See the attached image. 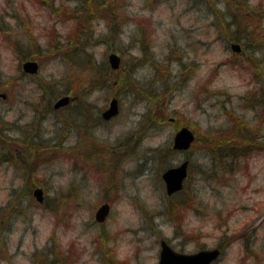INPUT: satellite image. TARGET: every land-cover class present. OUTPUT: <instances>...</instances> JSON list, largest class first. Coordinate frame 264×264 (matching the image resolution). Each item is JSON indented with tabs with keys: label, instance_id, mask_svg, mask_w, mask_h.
Returning <instances> with one entry per match:
<instances>
[{
	"label": "rangeland",
	"instance_id": "rangeland-1",
	"mask_svg": "<svg viewBox=\"0 0 264 264\" xmlns=\"http://www.w3.org/2000/svg\"><path fill=\"white\" fill-rule=\"evenodd\" d=\"M97 1L84 6L87 23L72 12L84 0H0V264H158L161 240L191 254L222 248L214 264H264V0ZM78 36L94 38V64L75 71L59 46ZM37 53L39 73L24 74ZM70 86L93 117L53 108ZM113 98L120 115L98 126ZM69 118L79 120L71 133ZM77 123L112 148L130 139L133 151L115 176L130 194L102 225L101 181L84 167L95 155L72 159L90 148ZM182 126L197 135L190 152L172 149ZM187 159L184 191L168 196L163 172Z\"/></svg>",
	"mask_w": 264,
	"mask_h": 264
},
{
	"label": "flooded vegetation",
	"instance_id": "flooded-vegetation-1",
	"mask_svg": "<svg viewBox=\"0 0 264 264\" xmlns=\"http://www.w3.org/2000/svg\"><path fill=\"white\" fill-rule=\"evenodd\" d=\"M0 98L6 99L7 96L6 94H0ZM69 106L65 107H74L73 110L71 111L70 114H74V115H78V119H79V114H81L80 110H83L84 115L86 117H93V111L91 110L90 105L91 103L86 102V106L83 104L78 105V102L76 101H70ZM76 104V105H75ZM75 105V106H74ZM88 106V107H87ZM91 107L93 108V106L91 105ZM64 108V109H65ZM109 108L106 107L104 110L100 111V115L98 116V126L100 124H107V123H111L114 120L117 119V117L120 115L121 113V107L119 106V114L115 117H112L110 120H105L103 118V114L105 113V111ZM95 111L97 112V110L95 109ZM72 119V118H71ZM70 118L67 119V131H69L71 133V131H73V126L72 124L69 122V120H71ZM78 119H72L73 121H79ZM174 122L176 121V118H174ZM171 122V121H170ZM70 127V128H69ZM78 127H80V131L84 130L82 133H80L82 139V142L84 143L83 146H86V144H88L90 146V148H84V150H77V154H78V158H72L73 161L75 162V164L77 163L78 165H82L81 163V158L83 160H86L90 158L91 154L95 155V157H93L94 162L96 163H92L90 160H87V163L84 165V167L87 166V164H89L91 167H93L94 169H97V172L94 171L96 173V179L97 181H101L99 183V187H98V195H99V208L102 207L103 205H109V215L106 219L105 222L103 223H98L100 225L105 224L109 219L110 216L113 212V207L114 204H116V202H120L122 201V199L128 195V193L130 194L129 191V187H127V185H125L123 182H120L117 180V178H115V176L117 175V169L122 165L123 160L126 161V157L128 154H131L133 151L132 150H128L130 147V139H127L126 141H123L122 143H120L118 145L117 148H112L110 146L105 145V143L101 140H98L96 138H90L91 135L88 133H85V129H83L84 127L80 124L77 123V127L76 130H78ZM16 126H14L13 129H15ZM181 127L178 129L180 130ZM3 130L1 129L0 126V131ZM5 131V129H4ZM3 141H0V143H4L5 144V136H3V138L1 139ZM9 148L11 147V143L7 145ZM241 147V146H240ZM253 147V145H251V148ZM120 148V149H119ZM242 149V147H241ZM243 151L240 153L243 155L245 154V150L242 149ZM121 151V152H119ZM123 153L120 155H117L116 153ZM146 162V160L143 158L142 156V160L140 163ZM96 164V166L94 165ZM79 167V166H77ZM173 167V166H171ZM100 174V176H98ZM165 184V183H164ZM81 192H77V194H74V190H72L71 192H68L67 197L69 199H73V201H76V199H80V197L78 195H80ZM180 194V193H179ZM46 201V200H45ZM10 209H8L7 211H9ZM97 210V211H98ZM5 211V210H4ZM3 211V213H4ZM4 223V220L2 221ZM162 241V240H161ZM161 243V242H160Z\"/></svg>",
	"mask_w": 264,
	"mask_h": 264
},
{
	"label": "water",
	"instance_id": "water-1",
	"mask_svg": "<svg viewBox=\"0 0 264 264\" xmlns=\"http://www.w3.org/2000/svg\"><path fill=\"white\" fill-rule=\"evenodd\" d=\"M235 51H240L239 45H233ZM109 61L113 69H118L121 63V57L113 53L109 57ZM24 71L30 74H36L39 71V64L36 61H27L23 65ZM69 97L61 98L56 104L55 108H60L69 103ZM118 113V101L114 99L111 107L104 113L106 119H110ZM195 140L194 133L187 127L181 129L174 138V149L179 151H186L190 149ZM189 161H185L179 167H173L167 170L163 178L166 182L169 195L181 190L183 182L188 175ZM35 195L38 201H43L42 189H37ZM108 213V207L103 206L97 213V220L104 221ZM220 255V250H203L196 254H184L174 251L166 242L162 243L161 258L159 264H211Z\"/></svg>",
	"mask_w": 264,
	"mask_h": 264
},
{
	"label": "trees",
	"instance_id": "trees-1",
	"mask_svg": "<svg viewBox=\"0 0 264 264\" xmlns=\"http://www.w3.org/2000/svg\"><path fill=\"white\" fill-rule=\"evenodd\" d=\"M43 1V0H42ZM88 1V2H87ZM107 1V0H106ZM84 4H83V7L84 6H88V3H89V5L90 4H93L94 6H97V3H99L97 0H84ZM101 4H103V5H107V4H105V3H101ZM238 6V5H237ZM247 6L249 7V9L251 10V7L247 4ZM63 8V7H62ZM237 9H239V11L242 9V10H246L245 9V7H241V6H238L237 7ZM73 13H74V18L75 19H78V20H83L84 22H89V20L90 19H92V16H91V14H92V12H91V9H86V7H84L83 9H80V10H73L72 11ZM87 13H89L88 15V17H86V15H87ZM241 13H243V14H245V12H241ZM250 11L249 10H246V14L247 15H249L248 17H246V19H248L249 21H251V19H252V17H253V15H250ZM69 14V13H68ZM86 17V18H85ZM254 17H256V16H254ZM225 26V25H224ZM223 26V28H224V30H226L227 31V28H229V27H226V29H225V27ZM248 30V29H247ZM240 32H241V34H240ZM243 33H244V31H240L239 30V32H237V33H235V34H232L233 35V38H232V40L231 41H234V40H236V41H240L241 39V36L243 35ZM82 36V35H81ZM236 37V38H235ZM92 39H94V38H92V37H87V39L86 40H82V38L80 37V36H78V38L76 39V41H73L72 42V40H67V41H65V42H63V43H61L60 44V49L62 50L63 49V51L62 52H60L61 54V57L65 60V61H67L68 62V64H69V69H73V70H75V65L77 64V65H80L81 66V64L82 65H85V63H84V60H81V59H87V61H86V65H88V64H94V60H93V56L91 55V54H89L88 55V52H89V50H90V46H92V44H91V40ZM59 47H57V49H59ZM39 48V47H38ZM56 49V50H57ZM38 52H41V51H38ZM40 56H42V55H39L38 53H37V55H36V57L37 58H31V59H41V58H39ZM98 65V64H97ZM97 68H98V66H96ZM105 68H109V66L108 65H106V67ZM98 69H101L102 71L104 70V68H98ZM75 71H77V70H75ZM71 74V73H70ZM93 75L94 74H91L90 73V75H89V77L88 78H90V79H92L93 78ZM89 79V80H90ZM100 80V79H99ZM90 85V84H89ZM71 87V89L70 88H67V90L65 91V93L64 94H70V93H72V94H75V93H78L77 92V89L74 87V86H70ZM52 92V95L54 96V99H56L59 95L56 93V91H51ZM76 95H78V94H76ZM46 109H48V108H46ZM29 152L31 153V152H33L32 150H29Z\"/></svg>",
	"mask_w": 264,
	"mask_h": 264
}]
</instances>
